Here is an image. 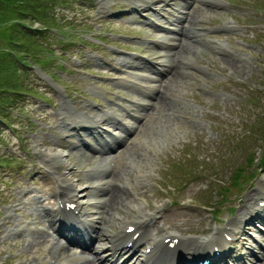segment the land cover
<instances>
[{
	"label": "rangeland",
	"instance_id": "obj_1",
	"mask_svg": "<svg viewBox=\"0 0 264 264\" xmlns=\"http://www.w3.org/2000/svg\"><path fill=\"white\" fill-rule=\"evenodd\" d=\"M204 1L206 4L198 1L191 7V19L193 22L200 19L206 25L230 28L229 32L218 34L224 43L214 47V41L202 38L180 48L178 62L181 63V59L188 61V72L176 73V77L168 81L167 91L181 95V99L173 101V105L164 104L166 109L169 108L163 118L168 132L153 140V136L144 131V120L138 129L141 132L133 136L134 145L120 152L116 162V177L120 178L122 170L125 174L124 184L126 180L133 179L130 184L133 186H125L124 190L132 194L134 201L142 197L154 203L163 194L176 198L178 203L174 204L176 206L172 213L183 220V228L187 227L193 232H198V227L212 231L222 219L234 217L229 214L231 206H256V198L252 196L261 197L264 194V168L258 171L264 167V0ZM49 3L51 5H47L45 12H49V23L56 28L37 36L34 46L29 48H32L31 53L37 55L36 58L43 57L40 60L44 61L43 66L40 69L34 63L39 61H33L31 53L26 55L28 66H20V77L29 91L24 90L18 97L11 98L10 125H2L4 128L1 129L0 150L8 162L0 166V220L6 218L16 203L19 210L26 208L23 197L29 199L25 192H30L33 184L50 191L51 186L44 185L47 175L40 169L42 166L49 167L48 161L51 159L48 154L54 148H66L67 152L55 159L59 170L71 176L73 182L82 183L88 193L93 191L90 177L87 172L85 175L81 173L80 167L96 159L86 160V154L83 155L81 150L68 147V141L63 138L64 122L69 120L64 113L66 104L59 90L57 93V85L47 79L46 73L62 84L59 86L61 89L64 86L68 96L75 94L82 83L87 86L106 85L108 80L101 75L109 71L95 57L100 56V50L101 53L104 51L102 47L94 46L97 41H101L103 30L115 31L110 37L119 32L135 36L148 35L140 26L126 25L120 15L115 13L116 9L113 8L124 4V0H55ZM225 23L229 26H225ZM37 24L35 21L32 26ZM85 29L90 30L87 35L99 33L95 37L96 42L85 43L83 38L78 37L80 34L84 37ZM118 44L122 47L121 43ZM132 44L124 47L147 52L144 43ZM214 48L220 49L223 55ZM228 50L230 52H225ZM48 54L61 58V64L57 59L46 61ZM115 57L118 60L120 55ZM66 99L74 101V98ZM211 153L214 155L213 163L216 164V168H213L216 169V179H212L209 184L205 178H189L180 193L174 190L168 193L163 187V184L168 183V177L162 174L171 169V161L181 160L186 165L187 157L192 156L195 169L204 176L202 167L197 166L203 160H209ZM142 154L146 155L144 159ZM239 168L238 186L227 185L223 188L221 185L229 180L232 171ZM257 173L261 175L256 177ZM260 180L262 185L258 186ZM252 182L254 185L244 193L243 198L239 193L241 190L234 192L236 188L251 185ZM205 184L208 187L201 194V187ZM169 188L173 187L169 185ZM219 190L225 191L226 201L216 206L215 201L220 197L217 194ZM97 196H86L84 200L94 202ZM180 199H183L182 203ZM208 199H211L210 204L202 205ZM113 209V218L117 222L133 212L131 207L118 210L116 204ZM211 209L219 212L217 217L213 216ZM7 217L16 221L13 215ZM247 231L257 234L260 239L264 237L253 227L247 228ZM2 232L3 227H0V235L3 236ZM25 247L22 239L20 242L0 236V264L7 263L4 255L9 253L8 263L20 257L23 260L20 264H30L29 257L40 260L42 264L46 262L45 257L50 251L48 242H37Z\"/></svg>",
	"mask_w": 264,
	"mask_h": 264
},
{
	"label": "trees",
	"instance_id": "obj_2",
	"mask_svg": "<svg viewBox=\"0 0 264 264\" xmlns=\"http://www.w3.org/2000/svg\"><path fill=\"white\" fill-rule=\"evenodd\" d=\"M55 0H0V120L4 121L7 98L11 94L22 93L27 88L20 77V66H28L26 55L30 54L37 36L52 28L48 2ZM30 23L28 24V21ZM37 21L38 26H32ZM50 27V28H49ZM33 41V42H32ZM32 60L40 61L31 53ZM1 162V159H0ZM238 173L233 176L231 185L237 184ZM230 184V182H228ZM218 194L224 195L223 191ZM221 199V198H220Z\"/></svg>",
	"mask_w": 264,
	"mask_h": 264
},
{
	"label": "bare ground",
	"instance_id": "obj_3",
	"mask_svg": "<svg viewBox=\"0 0 264 264\" xmlns=\"http://www.w3.org/2000/svg\"><path fill=\"white\" fill-rule=\"evenodd\" d=\"M124 58V57H123ZM126 82H129V81H124L122 82V87L125 88V84ZM68 103V102H67ZM69 104V103H68ZM70 107L71 104H69ZM127 125H130V124H127ZM80 128V127H78ZM77 128V129H78ZM94 148L98 149V150H101V149H104L105 147L104 146H94ZM108 150V149H107ZM109 150H112V149H109ZM83 155H85L84 152H82ZM49 157H52L54 160L59 158L60 156H64L65 155V152H63L62 150L60 149H57V148H54L52 149V151L50 152V154H48ZM53 164H56L55 161H53ZM97 167H101V166H104L100 163H98L96 165ZM88 175V173H86ZM57 179H58V176H57ZM60 179L61 180H64L66 181L68 184L69 187H64L62 186L59 193H61L62 195L64 196H67L70 198L71 201H78L80 199H82L87 192H85V187H83L82 185L80 184H76V183H73L72 181H70L68 178L66 177H63L60 175ZM262 185V180H260L258 182V186ZM124 186H120V185H117V184H111V186L109 187V190H108V198L107 200L104 202V205L109 208V209H113V206L114 204L117 205V209H123L122 206H133L134 204H136V199L134 201V199L132 198V194L129 193L127 190H124ZM93 193H97L98 191L93 187ZM96 195V194H95ZM125 203H128L127 205H125L123 202ZM157 208H159V205L156 206ZM262 210L259 209L258 210V213L255 214V212L253 211H246L243 209L241 210V214L242 215H248V218H252L254 216H260L259 212H261ZM147 215L149 217H153V213L151 211H149L147 213ZM79 216H82L79 215ZM54 217H56V212H54ZM143 217H145L144 214H141V215H138L136 218H137V221L139 220L140 221V228L142 229V233L144 234H147V233H150L151 232V228L146 226L145 223H143ZM262 217V216H261ZM62 218V214H59L58 217L54 218V222L57 223L58 221H60ZM76 218H78V216L76 215H73V221H76ZM122 219H120L119 221H121ZM229 222H231L233 225H232V228H241L243 225L241 224V220H238L236 222H233V219L231 218V220H229ZM227 222V223H229ZM61 226V225H60ZM156 231H157V235L160 234L161 232H163L164 230L162 228H159L157 227L156 228ZM216 233V231L214 232ZM213 233V234H214ZM76 234L78 235V237L83 241V242H86V238H85V233H81V232H76ZM102 234L103 236L105 237V239H107L110 243H111V246L115 249H123L126 245H125V242H123L125 240V237H127V240L128 239H131L132 238L130 236H127L125 233H122V232H113V233H108L106 231H102ZM161 235H158L156 236V239L158 240L160 238ZM252 238H255L253 235H251ZM187 239V237L181 242L180 244V247L175 251L176 254L177 252L179 251V249L181 248V250L185 253H189V254H192V253H195L197 251H199V248L201 247V243L199 241V239L197 237L195 238H192V243L188 246L185 245V240ZM138 238H135L134 239V242L137 241ZM133 246L132 243L130 245V247H128L127 250H132L133 249ZM172 256V255H171ZM175 256V255H174ZM174 256H172L174 258ZM139 258V261H145L146 257H138ZM130 260V258H127V262ZM164 263L165 264H173V261L171 259H165L164 260ZM54 264H57L56 262ZM62 264H68L66 262L62 263ZM176 264H182L181 262L179 263H176ZM259 264H264V262L262 263H259Z\"/></svg>",
	"mask_w": 264,
	"mask_h": 264
}]
</instances>
